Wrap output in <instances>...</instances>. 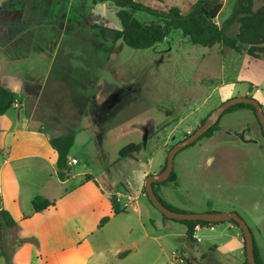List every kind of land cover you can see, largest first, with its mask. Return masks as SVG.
Returning a JSON list of instances; mask_svg holds the SVG:
<instances>
[{"label":"rangeland","instance_id":"obj_1","mask_svg":"<svg viewBox=\"0 0 264 264\" xmlns=\"http://www.w3.org/2000/svg\"><path fill=\"white\" fill-rule=\"evenodd\" d=\"M137 1L159 11L178 7L184 14L196 2ZM221 1L224 7L217 23L222 25L232 16L236 0ZM118 11L111 2L95 5L93 0H0V70L36 79L40 97L33 98L36 108L31 107L30 115L34 114L48 135L74 134L72 155L79 164L73 166L71 174L77 183L79 176H95L106 191L109 183H104L103 178L111 183L114 180L115 185L122 179L124 168L130 169L128 175L135 176L131 171L133 163L152 173L161 171L168 152L190 135L184 137L187 128L194 132L202 123L196 121L206 119L228 95L259 92L254 98L264 107L260 94L264 95V85L260 84L264 62L257 63L245 51L196 45L181 31H173L152 48L131 49L115 41L110 31L121 29ZM134 16L142 22L157 20L143 12ZM103 27L110 29L105 37ZM237 32L238 25L229 30L233 37ZM3 54H17L18 61L2 64ZM96 82L98 86H88ZM82 89H86L82 91L84 98ZM93 99L94 107H84L89 116L76 127L56 132L50 126L48 120L55 115L82 119L83 106L74 102L87 105ZM249 114L252 113L225 114L219 122L220 139H203L181 151L175 158L177 181L156 186V193L180 212L237 213L252 230L264 257V137L260 126L259 135L251 128L244 130L248 124L257 123L256 117ZM229 130L241 131L245 140ZM246 137L257 140L259 146ZM131 142H142V153L131 156L129 161H119V151ZM210 149L213 155L209 156ZM0 153L1 159V149ZM22 201V207L33 209V200L25 197ZM138 204L136 209L158 239L143 241L137 213L129 209L112 225L90 236L93 257L87 264H118V254L123 255L121 258L131 254L119 264H170L172 252L186 247L207 251L203 262L197 264H210L209 249L214 246L223 263L239 262L237 236L243 238V234L238 227L230 229L228 223L218 224L215 231L199 232L201 243H192L181 223L171 221L165 227L159 224L164 218L147 198ZM16 236V232L8 234L7 246L8 240L14 246ZM136 237L143 241L139 253L131 244ZM52 264L60 261L54 257Z\"/></svg>","mask_w":264,"mask_h":264},{"label":"crops","instance_id":"obj_2","mask_svg":"<svg viewBox=\"0 0 264 264\" xmlns=\"http://www.w3.org/2000/svg\"><path fill=\"white\" fill-rule=\"evenodd\" d=\"M4 55H2V64L17 62L19 58L17 54ZM262 58L254 59V61L263 64L264 61ZM0 83L17 94V100L13 108L6 115L0 117V149L2 150V158L0 159V198L3 206L11 212L14 219L19 223V236L23 239L35 238L39 242V247L33 243H26L20 247L13 257V264H52L54 257L60 261V264H87L93 257V250H89L91 249L89 238L99 231L98 226L101 220L106 216L111 217V221L105 226L106 229L114 221L119 219V217L123 216L113 214L112 204L110 202L112 192L120 197L123 208H126L128 212L129 209H133L137 213L139 228L145 236L143 241L158 239L151 234L150 227L147 226L143 214L136 209L135 204H138L143 198H147L144 194L147 177L149 175L159 174L163 168L161 171L152 173L151 170H145L143 166L140 167L133 163L131 171L136 173L135 176L128 175L127 171L130 169L124 168L122 179L116 182L115 185H113L114 180L111 183L109 179L103 178L104 183L106 181L109 183V191H106L101 186V183H99L95 176L93 177L98 183V186L94 181H85V178L81 176L78 177L77 181L79 183H77L72 174L65 182L60 181L57 177L58 153L53 149L49 141L50 138L59 136L48 135L42 123L35 120L33 118L34 114L31 116L29 112L31 107L36 108L33 98L40 97L36 79L27 77L26 75L7 74L4 69L3 71L1 69ZM260 84L264 85V76L261 77ZM94 85L98 86L97 82L96 84H88L90 88L94 87ZM84 90L86 89H82L80 93L83 95L82 98L86 96L82 94ZM260 94L264 102V95L261 92ZM240 96L254 98L255 96H259V92L253 94L250 91H244L240 92L238 96L231 97V95H228L224 100L227 101ZM93 101L94 99L89 101L87 105V102L80 104L74 102L75 105L83 106L81 107L82 119H70V115L69 117L66 115L64 119H61L55 115L53 119L50 118L48 120L51 124L50 126L56 132L57 130L66 132L70 128L76 127L78 123L89 116L88 112L84 111V107L88 105L94 107L95 103ZM70 107L69 105L68 108ZM234 113H252L249 115L256 117L250 109H240L234 111ZM197 122L201 123L202 120H197ZM61 123H64V125L62 126ZM257 123L248 124L244 130L248 131V128H251L259 135V125ZM229 131L231 134L236 135V137L240 136L239 138L245 140V136L244 134L241 135V131ZM192 132V128H187L184 137ZM205 139H208V142L220 139V133L218 134L217 131L213 137ZM246 139H249L252 143L254 142V145L257 147L259 146L257 140L254 138L246 137ZM166 147L167 144H165V149ZM210 155H213L212 149L209 150ZM130 158L131 156L124 160L129 161L128 159ZM73 160L77 159L72 155L71 151L69 161L72 168L74 165L79 164L78 160L76 164H73ZM134 168L139 169V172ZM33 179H38V182H33ZM56 185L59 186L56 187ZM37 196H43L55 202V206L42 213H35L33 209L22 207V198L27 197L33 200ZM155 223L158 224L156 221ZM160 223L165 227L166 225H170L169 223L171 221H164L163 219ZM227 227L235 229L237 226L228 222ZM137 238H134L131 244L136 247V253H139L142 248L140 244L143 241L140 242ZM82 239L83 242H80ZM237 239V245L240 249L239 262L237 264H244L243 258L246 252L244 239L239 238V236H237ZM8 242L10 244L9 240ZM209 252L212 254L210 255V264L229 263V261L223 263L219 260L217 246L211 247ZM206 254L207 251L201 248L189 249V247H186L181 252H172L170 264H189L187 260L191 261L192 264L202 263ZM129 255L131 254L120 258L118 254L116 262L119 264L128 260L129 258L127 257ZM260 256L264 262V257L261 253ZM5 263V258L0 254V264Z\"/></svg>","mask_w":264,"mask_h":264},{"label":"trees","instance_id":"obj_3","mask_svg":"<svg viewBox=\"0 0 264 264\" xmlns=\"http://www.w3.org/2000/svg\"><path fill=\"white\" fill-rule=\"evenodd\" d=\"M106 2H111L119 8L117 15L121 23V29L110 30L103 27L101 28L103 37H105L106 32L110 30L114 33L115 41H122L131 49L145 50L152 48L156 44L164 42L173 31H181L185 37H188L191 40L192 43L202 47L213 48L220 45L237 53L245 51L247 55L253 59H260L264 56V0H236L232 16L222 25L217 23L218 17L224 7L221 0H196V2L192 5L191 10L186 14H184L178 7H172L167 11L155 10L137 0H93L95 5ZM136 12L153 15L157 18V20L153 22L139 21L134 16ZM235 25H238V32L236 36L233 37L229 34V30ZM96 28H99V26ZM243 47H245V49H243ZM16 100L17 94L0 83V117L6 115L7 112L13 108ZM262 108L264 110L263 105ZM240 109H250L254 112L264 137V132L258 120L256 109L253 106L246 104L236 105L229 109L225 114ZM206 119L202 121L201 125ZM218 127L219 123L211 128L199 141L205 138L213 137L215 132L218 131ZM75 140L76 137L72 133L59 137H53L49 140L53 149H55L58 153L57 177L62 182L68 180L72 173V166L70 165L69 158L74 147ZM198 142L192 144L188 148L196 145ZM143 148L142 142H131L119 151L118 160L121 161L135 154L139 155L142 153ZM166 165L167 160L162 171L166 168ZM85 181H94L98 186V183L92 175H86ZM176 181L177 175L173 172L167 182L154 185L155 191L156 186L166 185ZM144 194L149 200L145 187ZM110 202L112 204L114 215H123L128 213V210L122 207L116 193H111ZM149 202L152 205L150 200ZM161 202L169 209L176 210L164 201L161 200ZM32 206L35 213H42L55 206V202H52L43 196H37L33 199ZM162 216L165 221H174L184 225L186 227V236L192 243H197V240L195 239L197 227L204 228L221 224L208 223L204 221H176L169 219L164 215ZM110 221V216L104 217L101 220L98 229H103ZM230 223L239 228L238 224L234 221H231ZM19 229V223L14 219L11 212L3 206L0 198V254L6 260L5 264H13L14 255L18 249L26 243H33L39 247L37 239L21 238L19 236ZM10 232L17 233L13 247L11 242L10 245L7 246L6 240ZM241 232L243 234L242 230ZM255 255L257 264H264L256 242ZM245 257L244 264H249L246 252ZM187 261L189 264H192L191 261Z\"/></svg>","mask_w":264,"mask_h":264},{"label":"water","instance_id":"obj_4","mask_svg":"<svg viewBox=\"0 0 264 264\" xmlns=\"http://www.w3.org/2000/svg\"><path fill=\"white\" fill-rule=\"evenodd\" d=\"M223 27V26H221ZM240 104L251 105L256 109L258 120L264 132V110L261 103L253 97H235L223 102L216 108L205 120V122L198 127L193 133L186 137L183 141L179 142L169 151L167 158L166 168L157 175H149L145 182L146 194L151 201L152 205L160 211V213L169 219L176 221H204L208 223H228L234 221L238 224L239 229L243 231L244 246L246 256L249 264H257L255 255V239L252 230L245 222V220L237 213H216L208 212L201 214L179 212L171 210L166 207L159 199L156 191L155 184H162L167 182L174 172L176 156L187 149L192 144L198 142L211 128L217 125L224 114L232 107Z\"/></svg>","mask_w":264,"mask_h":264},{"label":"built area","instance_id":"obj_5","mask_svg":"<svg viewBox=\"0 0 264 264\" xmlns=\"http://www.w3.org/2000/svg\"><path fill=\"white\" fill-rule=\"evenodd\" d=\"M77 163V160H73V164H76ZM119 200H120V197L118 196ZM205 229H208V230H211L213 231L215 228L214 226H209V227H204V228H201V227H197L196 228V233H195V239L197 240V242H201V238L199 236V232L202 231V230H205Z\"/></svg>","mask_w":264,"mask_h":264},{"label":"flooded vegetation","instance_id":"obj_6","mask_svg":"<svg viewBox=\"0 0 264 264\" xmlns=\"http://www.w3.org/2000/svg\"><path fill=\"white\" fill-rule=\"evenodd\" d=\"M195 131V130H194Z\"/></svg>","mask_w":264,"mask_h":264}]
</instances>
